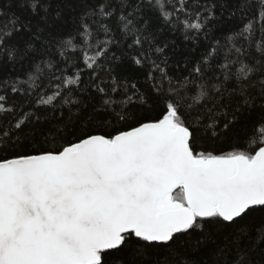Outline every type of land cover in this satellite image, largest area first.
<instances>
[{
    "label": "snow or ice",
    "instance_id": "snow-or-ice-1",
    "mask_svg": "<svg viewBox=\"0 0 264 264\" xmlns=\"http://www.w3.org/2000/svg\"><path fill=\"white\" fill-rule=\"evenodd\" d=\"M0 264H264V0H0Z\"/></svg>",
    "mask_w": 264,
    "mask_h": 264
}]
</instances>
